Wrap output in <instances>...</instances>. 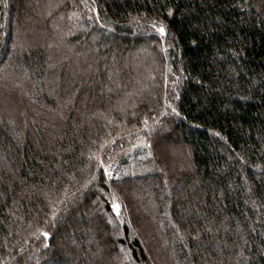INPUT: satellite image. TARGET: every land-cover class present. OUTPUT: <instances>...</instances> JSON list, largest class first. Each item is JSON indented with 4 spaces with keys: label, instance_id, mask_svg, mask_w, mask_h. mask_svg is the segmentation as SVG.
I'll return each mask as SVG.
<instances>
[{
    "label": "trees",
    "instance_id": "1",
    "mask_svg": "<svg viewBox=\"0 0 264 264\" xmlns=\"http://www.w3.org/2000/svg\"><path fill=\"white\" fill-rule=\"evenodd\" d=\"M0 264H264V0H0Z\"/></svg>",
    "mask_w": 264,
    "mask_h": 264
},
{
    "label": "snow or ice",
    "instance_id": "2",
    "mask_svg": "<svg viewBox=\"0 0 264 264\" xmlns=\"http://www.w3.org/2000/svg\"><path fill=\"white\" fill-rule=\"evenodd\" d=\"M160 31L163 32V31H164V28L161 27V28H160ZM113 207H114V209H116L117 211H119V206H118V205H115V204H114ZM45 235H47V233H45Z\"/></svg>",
    "mask_w": 264,
    "mask_h": 264
}]
</instances>
